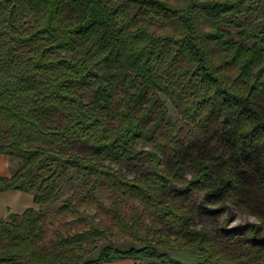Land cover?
<instances>
[{"label": "trees", "instance_id": "16d2710c", "mask_svg": "<svg viewBox=\"0 0 264 264\" xmlns=\"http://www.w3.org/2000/svg\"><path fill=\"white\" fill-rule=\"evenodd\" d=\"M0 153L20 161L0 191L35 204L0 219V264H264V219H195L264 213V0H0ZM69 171L105 191L54 208L73 232L46 214ZM111 225L144 244L90 258Z\"/></svg>", "mask_w": 264, "mask_h": 264}, {"label": "rangeland", "instance_id": "374dc122", "mask_svg": "<svg viewBox=\"0 0 264 264\" xmlns=\"http://www.w3.org/2000/svg\"><path fill=\"white\" fill-rule=\"evenodd\" d=\"M172 115L175 117V113L172 111ZM201 135L200 131L195 132V137H199ZM209 148L213 155H217L219 153L227 154L228 150L223 147L221 144L211 141L209 144ZM12 172L19 166L20 161L12 157ZM7 177V176H6ZM9 177V176H8ZM61 190L57 196L56 201L46 209V214L48 216V221L52 224L49 225V228L59 227L61 230H69L73 232L74 230H82V225L74 223L71 220L74 216L73 215H66L65 217L58 218L54 213V208L59 205L63 199L66 197H70L72 200H75V197L78 194L83 195V200L78 201L77 206L79 209H85L89 213H95V206L91 202L92 196H104L105 191L97 190L95 192H89L86 185L81 183L80 178L73 172L69 171L64 177L61 178L60 181ZM264 200V199H262ZM260 201V206L264 208V201ZM259 214V215H258ZM262 214V215H261ZM196 219V226H204L209 230L213 231L217 226L224 223L228 227H236L240 225H246L251 227V224L260 223L259 221L264 219V213H252L250 210H246L244 207H238L230 203H226L222 209L218 210L217 212H213L210 214H202L201 216L195 217ZM69 221V222H68ZM62 222H65V225H62ZM149 220L147 216L143 218L142 224L139 225L138 231L141 234H144L146 231L145 224L148 223ZM261 231L264 232V227H261ZM107 239H97L95 244L90 242L86 243L85 246L90 248V258L96 257L99 249L105 245L108 241H111L116 246L126 249L131 246H141L144 244V240L129 236L128 234L120 231L114 225H111L109 229L106 231ZM148 240L152 241L153 238H156L157 235L152 232V229H149V233L147 235ZM163 250V249H161ZM169 255L179 259L186 263H194L196 262L195 259L189 257L188 255L178 252V251H168ZM148 258H133L127 257L122 259H116L110 262H105L101 264H137V263H146L148 262Z\"/></svg>", "mask_w": 264, "mask_h": 264}, {"label": "crops", "instance_id": "0c3cea01", "mask_svg": "<svg viewBox=\"0 0 264 264\" xmlns=\"http://www.w3.org/2000/svg\"><path fill=\"white\" fill-rule=\"evenodd\" d=\"M12 157L0 153V175L12 174ZM28 207H35L32 193L19 189L0 191V219H5L10 213H22Z\"/></svg>", "mask_w": 264, "mask_h": 264}]
</instances>
